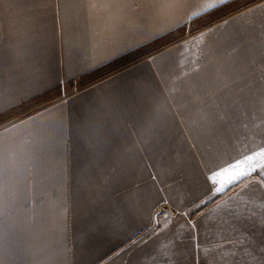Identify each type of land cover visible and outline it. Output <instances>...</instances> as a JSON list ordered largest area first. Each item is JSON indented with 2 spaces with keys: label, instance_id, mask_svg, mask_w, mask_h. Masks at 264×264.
<instances>
[{
  "label": "crops",
  "instance_id": "0c3cea01",
  "mask_svg": "<svg viewBox=\"0 0 264 264\" xmlns=\"http://www.w3.org/2000/svg\"><path fill=\"white\" fill-rule=\"evenodd\" d=\"M205 3L0 0V264H261L264 170L207 177L264 146V0Z\"/></svg>",
  "mask_w": 264,
  "mask_h": 264
},
{
  "label": "snow or ice",
  "instance_id": "6c2138e0",
  "mask_svg": "<svg viewBox=\"0 0 264 264\" xmlns=\"http://www.w3.org/2000/svg\"><path fill=\"white\" fill-rule=\"evenodd\" d=\"M225 2L226 0H206L200 12H194L192 15H200L201 12L207 13ZM185 4L186 0H150V7L154 9L155 16L161 19L170 18ZM97 6L95 3H89L90 8ZM159 34L160 30H154V35ZM261 100L264 102V96L261 97ZM258 168L264 170V146L259 147L258 151L244 155L243 159L235 163H227V166L220 167L218 171H212L207 179L215 186L214 194H219L223 193L230 185L238 181L242 182L245 177L251 176ZM260 251L264 253V247H261ZM246 254L251 255L250 252ZM261 264H264V259L261 260Z\"/></svg>",
  "mask_w": 264,
  "mask_h": 264
},
{
  "label": "trees",
  "instance_id": "16d2710c",
  "mask_svg": "<svg viewBox=\"0 0 264 264\" xmlns=\"http://www.w3.org/2000/svg\"><path fill=\"white\" fill-rule=\"evenodd\" d=\"M257 1H259V0H233L229 3H227L226 5H224L223 7L217 8V9L207 13L206 15L199 17L194 22V26H193V29L191 30V32H194L197 29H200L202 27L211 25L220 19H223V18H225V17H227V16H229V15H231L237 11H240V10L252 5L253 3H255ZM185 35H186V29H181L179 34H177V38H180V37L185 36ZM174 39H175V37L168 38L167 40L165 39V40L158 41L157 43L154 44L152 49L163 48L166 45H168L170 42H172ZM123 64H126V62H123ZM7 121L8 120H1L0 124L7 122Z\"/></svg>",
  "mask_w": 264,
  "mask_h": 264
},
{
  "label": "built area",
  "instance_id": "2783aa9c",
  "mask_svg": "<svg viewBox=\"0 0 264 264\" xmlns=\"http://www.w3.org/2000/svg\"><path fill=\"white\" fill-rule=\"evenodd\" d=\"M169 210V208L166 205H162L161 207L158 208L157 212L159 214L165 213Z\"/></svg>",
  "mask_w": 264,
  "mask_h": 264
}]
</instances>
